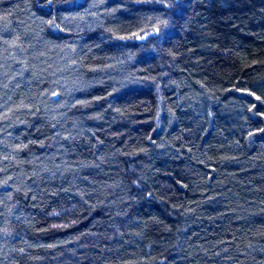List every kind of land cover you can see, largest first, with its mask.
Masks as SVG:
<instances>
[{
	"label": "trees",
	"instance_id": "1",
	"mask_svg": "<svg viewBox=\"0 0 264 264\" xmlns=\"http://www.w3.org/2000/svg\"><path fill=\"white\" fill-rule=\"evenodd\" d=\"M0 264H264V0H0Z\"/></svg>",
	"mask_w": 264,
	"mask_h": 264
}]
</instances>
